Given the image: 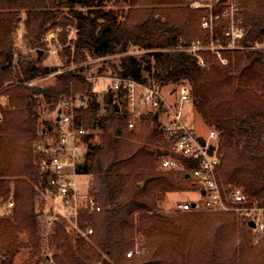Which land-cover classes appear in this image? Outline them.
<instances>
[{
    "label": "trees",
    "instance_id": "trees-1",
    "mask_svg": "<svg viewBox=\"0 0 264 264\" xmlns=\"http://www.w3.org/2000/svg\"><path fill=\"white\" fill-rule=\"evenodd\" d=\"M190 3L129 0L120 14L104 0H0V206L14 201L0 217V264H17V257L20 264H264V231L249 224L250 211L163 210L170 193H204L185 177L200 160L179 155L165 139L164 103L133 119L126 91L109 85L100 100L88 80L89 62L103 60L99 77L162 90L188 85L194 108L218 133L211 151L224 192L240 188L247 199L241 208L264 209V49L224 51L226 64L205 51L201 65L187 49L208 38L205 10ZM242 7V42L253 45L264 38V0H243ZM21 24L28 53L16 56ZM222 26L216 39L224 38ZM59 29L61 63L50 67L43 63L46 38ZM61 69L52 84H27ZM60 109L89 131L77 172L93 175L91 194L101 210L81 207L80 231H71L50 203L52 175L43 165L51 154L37 148L59 138ZM45 112L55 117L44 121ZM95 134L100 140L92 143ZM159 149L184 168H164Z\"/></svg>",
    "mask_w": 264,
    "mask_h": 264
},
{
    "label": "built area",
    "instance_id": "built-area-1",
    "mask_svg": "<svg viewBox=\"0 0 264 264\" xmlns=\"http://www.w3.org/2000/svg\"><path fill=\"white\" fill-rule=\"evenodd\" d=\"M243 0H191L190 6L194 10H205L201 27L208 33L205 40H195L191 43L188 52L199 58V63L205 65L201 56L202 52L209 51L216 55L220 62L227 63L223 56L224 51H244L245 49H264V38L253 45H245L242 40L246 34L245 20L242 7ZM222 22L223 37L215 38L216 26ZM18 52L16 53V56ZM61 70L56 73L60 74ZM52 75V74H50ZM99 76L89 78L90 82L97 84ZM106 79V78H104ZM112 90L115 93L126 91L125 96L129 104L133 119L139 118L145 112V106L156 109L161 102L167 109L164 124L165 139L172 145L173 151L188 159L200 160L197 167L193 168L190 177L194 178L204 189L200 193V200L179 203L177 209L183 212L193 211H246L251 212L252 220L256 223L254 230L257 233L264 231V209L260 207H242L247 203L246 195L240 188L224 189L217 176L219 164L217 151H211L213 143L218 140V133L212 130L206 139H203L193 128H189L184 122L185 106L190 104L192 97L188 85H182L177 90V99L173 104L168 103L163 96L160 86L150 87L129 78L112 77ZM37 80L28 81L31 86L38 85ZM69 105L66 104L65 108ZM57 140H48L39 143L37 148L42 152L51 154V158L43 165V169L51 173V202L55 212L68 219L71 231H80L78 228L79 210L86 207L93 212H100L101 206L96 197L91 194L95 179L91 174L77 172L79 165L83 164L87 154V142L84 136L89 134L83 127H76L74 116L61 113ZM129 127H134V120L130 121ZM162 166L169 170L183 169V165L176 158L165 154L162 156ZM82 177L84 181L79 178ZM85 191V194L82 192ZM195 203V206H193ZM14 207V201H8L0 206V217L4 212ZM56 218V217H55ZM89 230L88 234H92ZM129 252L127 257L131 256Z\"/></svg>",
    "mask_w": 264,
    "mask_h": 264
},
{
    "label": "rangeland",
    "instance_id": "rangeland-1",
    "mask_svg": "<svg viewBox=\"0 0 264 264\" xmlns=\"http://www.w3.org/2000/svg\"><path fill=\"white\" fill-rule=\"evenodd\" d=\"M106 1L107 5H106V9L108 8H113L114 10H116L117 12H119L120 14H122L123 12H125L128 9V5H129V0H104ZM60 33H62V30H56V31H50L47 35L46 38V48H45V52H44V61L43 63L45 65H48L50 67H60V51L62 49L61 46V42H60V38L59 35ZM24 31H23V24L20 25L18 32H17V39H16V44H15V52H18L20 54H27L28 51L25 49L24 47ZM70 34V38L75 36V30L70 29L69 31ZM131 52L134 55L140 56V54H143L144 51L143 50H139L138 48H132ZM119 58V56H112L109 59L111 60H115ZM102 62L103 60H93L92 62H89V65L92 66L91 69V74L89 75V78H92V76H99L97 73V70L99 67L102 66ZM61 71H63L61 69ZM58 73V72H57ZM58 74L53 73L52 75H47L44 76V78H40L37 80L38 85L43 86L44 85H49L52 84V82L54 81L55 77ZM88 78V80H89ZM113 81L111 79H104V76H101V78H99L97 80V84L95 85V93L97 94V97L100 100H103V96L107 90V87H109V85H112ZM179 88L178 86L173 85H168L166 87H164V89L162 90L163 96H165V98L167 99L168 103L173 104L176 99H177V90ZM1 100V99H0ZM77 103H81V101H78ZM184 122L185 124L189 127V128H193L197 134H199L203 139H206L210 132L213 130L211 127H209L208 125H206V123L204 122L201 114L194 108V105L192 103V101L190 102V104L185 106L184 109ZM43 116V120H50L53 119L55 117L54 114L51 113H47L45 112V114L42 115ZM47 136L45 135V138ZM48 140H50V138L47 137ZM100 138L98 134H95L94 137L92 138V140H90L92 143H97L99 142ZM81 181H84V179L82 177L79 178ZM83 194H85V191L82 192ZM200 200V193H198L197 190H193V191H188V192H176V193H170L168 194L166 200L162 203V208L163 210L170 212V211H175L177 210V205L179 203H185V202H193V201H198ZM52 204V202H50ZM16 262L17 264H20V259L17 257L16 258ZM48 264H52V262H49Z\"/></svg>",
    "mask_w": 264,
    "mask_h": 264
},
{
    "label": "water",
    "instance_id": "water-1",
    "mask_svg": "<svg viewBox=\"0 0 264 264\" xmlns=\"http://www.w3.org/2000/svg\"><path fill=\"white\" fill-rule=\"evenodd\" d=\"M116 108L119 110L120 106L116 105ZM61 113H62V109H60L57 113L58 117H57V121L60 122L61 121ZM166 153L164 151H162L161 149L158 150V156H164ZM185 177L187 178H191L189 174H186ZM228 190V189H227ZM193 206H195V203H193ZM252 228H256V223H254L253 221H250V223Z\"/></svg>",
    "mask_w": 264,
    "mask_h": 264
},
{
    "label": "crops",
    "instance_id": "crops-1",
    "mask_svg": "<svg viewBox=\"0 0 264 264\" xmlns=\"http://www.w3.org/2000/svg\"><path fill=\"white\" fill-rule=\"evenodd\" d=\"M147 109H149V106L146 105V106H145V110H147Z\"/></svg>",
    "mask_w": 264,
    "mask_h": 264
}]
</instances>
